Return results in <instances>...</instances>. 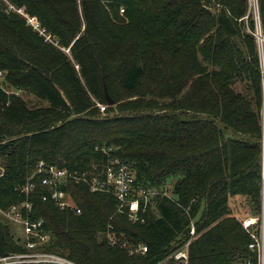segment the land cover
I'll use <instances>...</instances> for the list:
<instances>
[{
  "label": "trees",
  "instance_id": "16d2710c",
  "mask_svg": "<svg viewBox=\"0 0 264 264\" xmlns=\"http://www.w3.org/2000/svg\"><path fill=\"white\" fill-rule=\"evenodd\" d=\"M248 12L249 0H0V80L47 102L29 106L0 86V209L31 202L24 214L45 236L31 248L2 218L0 258L176 264L194 222L188 264L254 261L248 211L230 204L261 212L264 77ZM114 159L159 191L137 221L86 184L68 186L80 213L43 200L41 186L22 191L40 161L102 174Z\"/></svg>",
  "mask_w": 264,
  "mask_h": 264
},
{
  "label": "built area",
  "instance_id": "2783aa9c",
  "mask_svg": "<svg viewBox=\"0 0 264 264\" xmlns=\"http://www.w3.org/2000/svg\"><path fill=\"white\" fill-rule=\"evenodd\" d=\"M26 17L28 23L34 29L38 30L41 35L45 36L47 41L58 45V42L53 40L52 36L41 27V24L36 17ZM253 34L256 37L258 47L260 48L259 54L261 56H259L263 70L264 30L262 25L257 26ZM2 76L3 72L0 71V77ZM101 109L104 111L105 106L101 105ZM136 180L137 176L134 168L129 164L121 162L119 159H114L111 161L102 174H88V172H79L77 170L71 171L68 168H60L45 161H40L37 164L35 171L29 177L26 185L22 188V191L30 194L37 188V186H41L47 191V193L42 195L43 200H52L62 209H77L78 213H80L81 209L77 208L75 201L69 193L68 186L72 182L86 184L89 186L92 192H105L112 194L118 201L119 212H127L131 220L137 221L140 219L141 212L143 213L147 210V207L152 202V199L154 196L159 194V191L155 189L139 187L136 183ZM24 210H26L28 213L31 212L32 203L25 201L14 204L4 210V212L11 220L22 223L26 232L29 234L40 233V229L43 225L42 220H31L24 214ZM242 225L246 231L249 232L253 239L252 243L249 245V248L254 251L256 255V259L254 261H247L245 264H264V139L262 151L261 212L259 215L247 213L243 219ZM190 235L191 239L175 250L172 255L176 260V264L189 263V245L196 235V227L194 222L191 223ZM29 246L34 248L35 244L33 242H29ZM138 250L146 252L148 247L141 245ZM29 255L30 254H24L21 255V257L25 258ZM7 257L0 258V262L4 261V259H7ZM34 261L61 263L50 259ZM9 263L11 262H5L1 264Z\"/></svg>",
  "mask_w": 264,
  "mask_h": 264
},
{
  "label": "rangeland",
  "instance_id": "374dc122",
  "mask_svg": "<svg viewBox=\"0 0 264 264\" xmlns=\"http://www.w3.org/2000/svg\"><path fill=\"white\" fill-rule=\"evenodd\" d=\"M18 11L22 13L23 9L18 10ZM249 16H251L255 21V29L257 26L262 25L261 13H260L258 0H249V12H248V16L246 17L247 18L246 19L247 20L246 25H247L248 31L252 32L251 29L249 28V26H250ZM255 29L253 30V32L255 31ZM64 50H65V52H67L70 55L69 49H64ZM259 50H260V48L258 47V51ZM263 77H264V69H263ZM0 86L3 87L6 91H8L10 93L16 92L18 95H20L21 97H23L27 101L29 106L34 107V106H38V105L41 106V105L47 104V102L40 100L39 98H37L32 93H28V92H24V91H15V89L13 87H11L10 85L4 84L2 80H0ZM263 89H264V79H263ZM36 166L37 165L34 166L33 172L35 171ZM245 200L244 199H239V200L235 199V201L231 200L232 201L230 203L231 207H233L234 211H236V210H238V206H239L242 211L247 210L249 213L251 211V207H250V205L246 204L247 201H245ZM242 202H244V203L241 205ZM2 218H6L9 221L11 220L8 216H6L4 210L0 209V219H2ZM12 221L13 220H11V222ZM11 224H12V228L16 229L18 235L26 237L28 240H30V242H33L34 244H36V243L38 244L39 242L45 240V236L42 234L40 235V233L29 234L28 232H26L24 225L20 222L13 221ZM35 238H37V240H39V242L35 241ZM29 254L30 255L28 257H30V258L21 257V255H24V254H15V255L8 256L7 259H4V261H1L0 264L5 263V262H11V263L15 264V263L20 262V260L22 258L30 259L32 261L41 260V259H50V260H56L58 262H61L62 264H76V263H73V262L67 260L66 258H63L57 254H49L48 253V255H49L48 256L47 253L43 250H36V251H33ZM45 255H47V256H45Z\"/></svg>",
  "mask_w": 264,
  "mask_h": 264
},
{
  "label": "water",
  "instance_id": "95a60500",
  "mask_svg": "<svg viewBox=\"0 0 264 264\" xmlns=\"http://www.w3.org/2000/svg\"><path fill=\"white\" fill-rule=\"evenodd\" d=\"M105 92H106V96H107V99L109 101V104L110 105H113L114 104V100L111 98V96H110V94H109L108 89H107L106 86H105Z\"/></svg>",
  "mask_w": 264,
  "mask_h": 264
}]
</instances>
